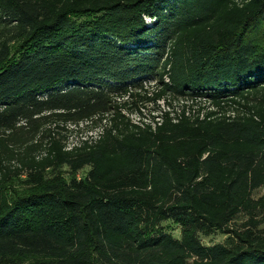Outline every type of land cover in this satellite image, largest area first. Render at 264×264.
Masks as SVG:
<instances>
[{
  "label": "trees",
  "instance_id": "trees-1",
  "mask_svg": "<svg viewBox=\"0 0 264 264\" xmlns=\"http://www.w3.org/2000/svg\"><path fill=\"white\" fill-rule=\"evenodd\" d=\"M262 188L264 0H0V264H264Z\"/></svg>",
  "mask_w": 264,
  "mask_h": 264
},
{
  "label": "rangeland",
  "instance_id": "rangeland-1",
  "mask_svg": "<svg viewBox=\"0 0 264 264\" xmlns=\"http://www.w3.org/2000/svg\"><path fill=\"white\" fill-rule=\"evenodd\" d=\"M154 84H146L145 85V89L148 91H152L154 90ZM190 105V103L188 104ZM173 108L174 109H179L181 110V106H182V102H175L173 103ZM158 107L159 110L161 111H167V107L166 105L159 101L156 103V105H149L148 109L151 110L152 108ZM194 109H196L194 107ZM187 111H189L191 114L193 113L191 109H186ZM145 115L143 117V119H146L145 122L148 124L150 117L152 116V114L150 115V113H148L146 110H144ZM149 114V116H148ZM156 115V114H153ZM148 116V117H147ZM149 118V119H148ZM133 121L135 122V119H133ZM79 133V132H77ZM76 133V134H77ZM76 134H68L67 135V149H71L73 148L72 146H75L74 144H79V142L81 141L80 138L78 137V135ZM76 148V146H75ZM39 158V156H38ZM86 173V169L82 172H79L76 176L77 179H81ZM64 177L66 179L69 178L68 173L66 171V169H62L59 171H50L47 172L46 174L43 175V177L39 178V181H41V184L38 185H33L31 182V180L29 181V177L27 178L26 176H22L20 178H12L11 180L5 181L3 182L1 188L3 189V192L6 194V196L8 197V199H12L14 197L17 196H22V195H27V194H31V193H38L41 192L42 190H44L45 186L54 183L55 180H57L58 177ZM254 197H261L264 196V188L260 189L259 191H257ZM243 220H238L236 222V226L242 224ZM165 229L170 232L174 237L178 238L179 237V229L177 226L175 225H164ZM227 236L225 234H222L220 232H213L210 236L208 237H202L201 241L202 244L205 246H211V245H217V244H223L226 242Z\"/></svg>",
  "mask_w": 264,
  "mask_h": 264
},
{
  "label": "built area",
  "instance_id": "built-area-1",
  "mask_svg": "<svg viewBox=\"0 0 264 264\" xmlns=\"http://www.w3.org/2000/svg\"><path fill=\"white\" fill-rule=\"evenodd\" d=\"M121 112L125 117L130 119L132 124H134L136 126L143 128L142 124H147L145 122L146 119L139 117L135 113H129L126 110H122ZM133 119H135V122L133 121ZM149 120H151V119H149ZM155 121L157 122V121H159V119H155ZM148 125H150L152 127V129H154V127H155V124L152 123V121H149ZM66 128L68 130H70L71 133H73V134H76L77 132H79L76 135H78V137L80 138L81 141L79 142V144H74L76 147H80L83 144L91 145V144L95 143L97 140H99L101 135L103 134V128L102 127H100V126L91 127V126H89V122L79 123L78 125H67ZM71 133H69V134H71ZM66 140H67V138H66ZM66 146H67V143H66ZM75 146H72V147H75ZM65 150L70 151V150H72V148L67 149V147H66Z\"/></svg>",
  "mask_w": 264,
  "mask_h": 264
}]
</instances>
